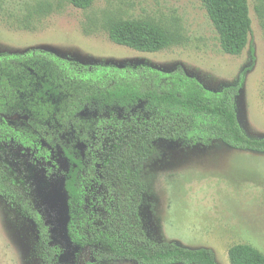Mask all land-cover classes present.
Returning a JSON list of instances; mask_svg holds the SVG:
<instances>
[{
	"label": "trees",
	"instance_id": "16d2710c",
	"mask_svg": "<svg viewBox=\"0 0 264 264\" xmlns=\"http://www.w3.org/2000/svg\"><path fill=\"white\" fill-rule=\"evenodd\" d=\"M94 2L70 0L81 10ZM202 2L223 52L240 56L253 35L249 0ZM108 33L114 44L142 53L175 43L170 31L148 21H114ZM244 74L235 85L213 92L182 68L85 65L39 49L0 54V144L30 146L4 118L27 114L24 123L62 150L69 163L63 186L66 239L96 262L219 264L211 249L149 238L141 208L159 141L222 143L264 154V138L248 136L239 121L236 102ZM0 196L35 223L44 264H61L62 251L52 245L48 227L26 195L8 183L1 163ZM228 257L230 264H264V254L248 244L231 247Z\"/></svg>",
	"mask_w": 264,
	"mask_h": 264
},
{
	"label": "rangeland",
	"instance_id": "374dc122",
	"mask_svg": "<svg viewBox=\"0 0 264 264\" xmlns=\"http://www.w3.org/2000/svg\"><path fill=\"white\" fill-rule=\"evenodd\" d=\"M249 5L251 42L240 56H231L223 52L202 0H95L87 10L70 0H0V54L39 49L85 65L182 68L213 92L235 85L245 72L236 102L239 121L248 136L264 138V0ZM114 21L155 23L170 31L175 43L159 53L116 45L108 33ZM7 125L25 134L30 146L0 144V163L8 183L26 195L48 227L52 245L62 251L61 264H136L96 262L89 251L69 244L67 159L23 121ZM156 149L141 208L149 238L211 249L219 264H230L229 249L238 244L264 254V154L222 143L159 141ZM38 241L35 223L0 196V264H44Z\"/></svg>",
	"mask_w": 264,
	"mask_h": 264
},
{
	"label": "water",
	"instance_id": "95a60500",
	"mask_svg": "<svg viewBox=\"0 0 264 264\" xmlns=\"http://www.w3.org/2000/svg\"><path fill=\"white\" fill-rule=\"evenodd\" d=\"M8 121H25L28 122L30 117L27 114L20 115V114H15L13 116H5L4 117Z\"/></svg>",
	"mask_w": 264,
	"mask_h": 264
},
{
	"label": "flooded vegetation",
	"instance_id": "af4514ba",
	"mask_svg": "<svg viewBox=\"0 0 264 264\" xmlns=\"http://www.w3.org/2000/svg\"><path fill=\"white\" fill-rule=\"evenodd\" d=\"M21 115V114H20ZM24 115V114H23ZM5 117V116H4ZM23 122H25V121H23ZM29 122V121H28Z\"/></svg>",
	"mask_w": 264,
	"mask_h": 264
},
{
	"label": "crops",
	"instance_id": "0c3cea01",
	"mask_svg": "<svg viewBox=\"0 0 264 264\" xmlns=\"http://www.w3.org/2000/svg\"><path fill=\"white\" fill-rule=\"evenodd\" d=\"M214 145V144H213Z\"/></svg>",
	"mask_w": 264,
	"mask_h": 264
}]
</instances>
